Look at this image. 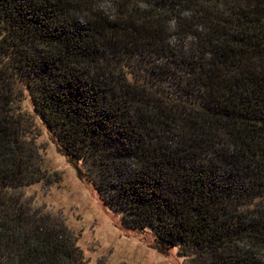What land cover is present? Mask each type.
Here are the masks:
<instances>
[{
	"label": "trees",
	"instance_id": "1",
	"mask_svg": "<svg viewBox=\"0 0 264 264\" xmlns=\"http://www.w3.org/2000/svg\"><path fill=\"white\" fill-rule=\"evenodd\" d=\"M93 1L0 0V262L83 264L5 202L41 180L20 83L124 229L191 264H264V0Z\"/></svg>",
	"mask_w": 264,
	"mask_h": 264
},
{
	"label": "rangeland",
	"instance_id": "2",
	"mask_svg": "<svg viewBox=\"0 0 264 264\" xmlns=\"http://www.w3.org/2000/svg\"><path fill=\"white\" fill-rule=\"evenodd\" d=\"M92 3L100 10L109 8L107 0ZM13 89L14 107L30 116L24 139L30 142V161L40 168L41 180L11 192L5 202L22 208L25 219L34 214L57 228L83 264H191L178 249L163 251L151 232L124 229L121 215L105 206L84 165L70 159L42 125L26 86L15 83ZM6 261L7 256L0 264Z\"/></svg>",
	"mask_w": 264,
	"mask_h": 264
}]
</instances>
